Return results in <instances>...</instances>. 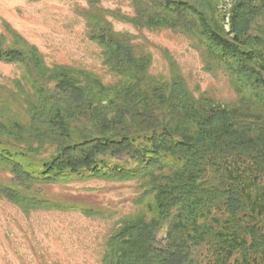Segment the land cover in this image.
Here are the masks:
<instances>
[{
  "label": "trees",
  "instance_id": "trees-1",
  "mask_svg": "<svg viewBox=\"0 0 264 264\" xmlns=\"http://www.w3.org/2000/svg\"><path fill=\"white\" fill-rule=\"evenodd\" d=\"M218 1L133 0L134 15L117 17L194 39L241 105L264 113V0H231L228 32L217 21ZM86 2L87 36L114 83L47 65L14 30L22 47L0 42V60L22 65L31 92L26 123L0 120V164L11 175L0 197L25 212L65 210L39 195L43 186L135 180L138 210L106 238L101 264H201L203 250L207 264H264V196L251 192L264 176V122L195 95L172 60L167 76L150 74V54L112 29L99 0Z\"/></svg>",
  "mask_w": 264,
  "mask_h": 264
},
{
  "label": "rangeland",
  "instance_id": "rangeland-1",
  "mask_svg": "<svg viewBox=\"0 0 264 264\" xmlns=\"http://www.w3.org/2000/svg\"><path fill=\"white\" fill-rule=\"evenodd\" d=\"M112 29L128 33L132 42L151 56L149 73L169 74V60L179 68L188 87L206 93L228 108L243 112L242 118L264 122V113L241 105L239 94L222 68L211 60L194 39L170 29H136L125 18L134 15L133 0H99ZM231 0H219L217 21L229 31ZM86 0H0V42L5 47H22L10 29L34 45L45 63L69 65L92 72L106 84L114 83L102 64L100 47L87 36ZM23 67L0 60V120L26 123L31 93L22 80ZM11 175L0 164V184ZM135 180L74 179L43 186L39 195L65 206L28 212L0 197V264H101L104 242L119 221L137 212L139 194ZM253 195L264 196V176L251 187ZM264 203V199H263ZM74 206L76 209H68ZM97 213L87 215L82 210ZM164 232L158 234L162 242ZM201 264H207L202 251Z\"/></svg>",
  "mask_w": 264,
  "mask_h": 264
}]
</instances>
